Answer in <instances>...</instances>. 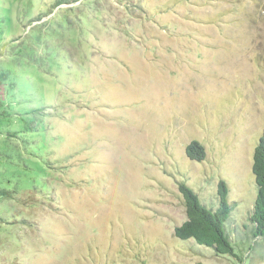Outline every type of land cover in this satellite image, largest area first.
<instances>
[{
	"label": "rangeland",
	"instance_id": "374dc122",
	"mask_svg": "<svg viewBox=\"0 0 264 264\" xmlns=\"http://www.w3.org/2000/svg\"><path fill=\"white\" fill-rule=\"evenodd\" d=\"M263 130L264 0H0V264H264ZM220 181L237 258L175 236Z\"/></svg>",
	"mask_w": 264,
	"mask_h": 264
},
{
	"label": "trees",
	"instance_id": "16d2710c",
	"mask_svg": "<svg viewBox=\"0 0 264 264\" xmlns=\"http://www.w3.org/2000/svg\"><path fill=\"white\" fill-rule=\"evenodd\" d=\"M185 153L190 161L202 162L205 159L204 147L196 141L186 147ZM251 172L257 192L246 222L250 225L252 237L264 241V130L253 151ZM178 191L183 198L187 220L175 228L176 238L211 249L216 257L237 258L234 253L235 241L229 229L231 203L228 200L226 184L223 181L218 184L216 209H207L202 205L193 190L183 182L178 183ZM248 225H243L242 229H247ZM263 257L258 255L257 259Z\"/></svg>",
	"mask_w": 264,
	"mask_h": 264
}]
</instances>
